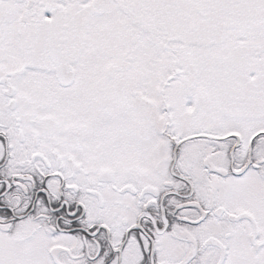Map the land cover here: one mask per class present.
I'll return each instance as SVG.
<instances>
[{
	"label": "snow or ice",
	"instance_id": "obj_1",
	"mask_svg": "<svg viewBox=\"0 0 264 264\" xmlns=\"http://www.w3.org/2000/svg\"><path fill=\"white\" fill-rule=\"evenodd\" d=\"M0 264H264V0H0Z\"/></svg>",
	"mask_w": 264,
	"mask_h": 264
}]
</instances>
